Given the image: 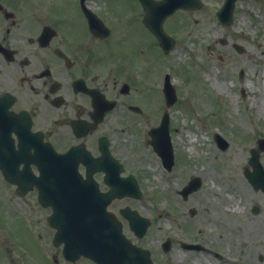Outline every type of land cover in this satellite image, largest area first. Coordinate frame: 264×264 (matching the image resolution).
Here are the masks:
<instances>
[{
    "label": "rangeland",
    "instance_id": "obj_1",
    "mask_svg": "<svg viewBox=\"0 0 264 264\" xmlns=\"http://www.w3.org/2000/svg\"><path fill=\"white\" fill-rule=\"evenodd\" d=\"M217 4L218 0H205L204 9L197 12L202 16L199 23L188 24L193 32L191 38L185 33L178 35L179 44L174 51L168 55L158 51L164 57H158L156 63L157 70L161 71L159 83L161 74L169 70L171 81L181 86L179 102L171 113L175 123L172 142L182 157L181 162L167 176L157 165L156 155L151 154L148 147L146 152L136 143L140 141L136 134L138 124L133 125L134 139L130 143L127 132L121 133L127 165L137 171L145 167L148 172H141L139 180L143 186L147 185L148 202L154 208L155 222L150 237L151 241H157L166 232L172 238L169 254L159 252L158 255V258L165 256L169 264H177L179 258H183L180 264H222L205 250L185 251L181 246L180 239L195 241L200 238L205 245L216 246L226 255L239 257L241 264H264V246L260 249V242L264 244V192L255 191L242 173L249 149L254 145L253 140L251 144L247 142L245 135L264 133V0L238 1L234 22L227 28L219 26L215 20ZM186 14L192 18L196 13ZM179 20L180 25L186 22L183 15H179ZM171 24L172 19H169V28ZM186 27L184 25L182 30ZM216 36L225 37L227 43L220 44ZM257 41H262L263 46L259 47ZM233 42L243 47L240 53L233 48ZM142 63L145 66L144 60ZM163 64H169V69L167 66L161 68ZM237 67L244 69L242 80L237 76ZM156 80L157 76L152 83ZM242 84L245 97L238 92ZM156 93L151 97L153 102L158 101L155 114H159L156 120H147L149 114L144 115L148 123L158 122L164 108L161 94ZM217 129L228 136L229 145L225 149H220L212 140V132ZM194 133L196 139L190 143L188 139ZM260 158L264 165V154ZM192 174L202 175L203 183L183 201L178 191ZM5 186L2 188L7 190ZM160 191L168 192L165 196L169 197H163ZM255 203L261 206L259 212H249L248 208ZM192 205L197 210L210 206L212 211L201 209L199 214L189 216L187 207ZM29 249L40 251L31 232ZM256 250L257 254H263L262 262L255 259Z\"/></svg>",
    "mask_w": 264,
    "mask_h": 264
},
{
    "label": "flooded vegetation",
    "instance_id": "obj_2",
    "mask_svg": "<svg viewBox=\"0 0 264 264\" xmlns=\"http://www.w3.org/2000/svg\"><path fill=\"white\" fill-rule=\"evenodd\" d=\"M76 1L67 2L65 5L75 9L66 10L60 9L63 3L57 0H0V96L11 94L8 111L28 121L31 132H38L55 147L69 141L92 147L103 135L110 139L109 126L116 136L109 121L123 122L118 102L131 117L138 116L130 107L140 102L142 76L156 73L150 60L143 66L141 59L142 40L151 45V38L143 32V27L148 30L143 25L146 10L141 0ZM39 3L42 7L37 9ZM93 17L99 20L93 27L100 23L108 35L95 37L98 32L89 22ZM163 22L169 31V15ZM111 63L116 66L111 68ZM110 99L116 107L103 114ZM20 110L26 112L24 119L17 114ZM99 117L102 122L88 132L80 126L93 128ZM75 124L80 125L75 128ZM16 128L12 125L10 132L14 144L19 139ZM112 151L119 154L117 148ZM110 207H120V201L114 200ZM1 209L8 217L2 216ZM13 209L19 215L31 212L26 200H13L1 188L0 264H46L51 260L58 264L57 253L47 258L50 253L45 252L48 231L40 209L32 208L36 218L15 216ZM30 232L38 252L29 249Z\"/></svg>",
    "mask_w": 264,
    "mask_h": 264
},
{
    "label": "water",
    "instance_id": "obj_3",
    "mask_svg": "<svg viewBox=\"0 0 264 264\" xmlns=\"http://www.w3.org/2000/svg\"><path fill=\"white\" fill-rule=\"evenodd\" d=\"M177 0H169V9L170 10H173L177 5V2H176ZM232 2H233V0H229L228 1V5H227V8L231 5L232 6ZM230 10H231V8H230ZM166 95H169V92H167L166 93ZM167 103H169V100L167 99ZM161 138H162V140L163 141H165L166 142V136H165V132L161 135ZM105 197H106V199H108L109 198V195L108 194H106L105 195ZM60 209H63L62 208V206H60V205H57L56 206V212H57V210H58V212L60 211ZM52 223L54 224V225H56V226H58L59 228H60V231L62 232V233H64V234H67L68 232H69V230H70V226H67L66 224H64V222H63V218H62V215H59L58 217H55V218H53L52 219ZM111 229H113V228H106V229H104V230H102L101 232L103 233V235L104 236H106L104 239H102V242H107L108 244H110L111 243V237H110V230ZM119 233V232H118ZM64 240H65V242H66V244H67V248L69 249H71L70 251L72 252V251H77L78 253L79 252H82V253H85V254H88V255H90V256H92L91 254H89V252L88 251H92L93 253H96L97 254V258L98 259H101V258H103V256L101 255V254H98L97 252H96V250H94V249H92L91 247H84V248H81V247H78V248H76L75 246H76V242L73 240V239H71V236L68 234V235H66V236H63L62 237ZM122 248H126L125 246H123ZM129 250H130V248H128ZM93 257V256H92ZM94 258V257H93ZM97 258H95V259H97ZM97 259V260H98ZM103 262H105L104 260H103ZM136 263H138V261H136ZM125 264H127V263H125Z\"/></svg>",
    "mask_w": 264,
    "mask_h": 264
},
{
    "label": "bare ground",
    "instance_id": "obj_4",
    "mask_svg": "<svg viewBox=\"0 0 264 264\" xmlns=\"http://www.w3.org/2000/svg\"><path fill=\"white\" fill-rule=\"evenodd\" d=\"M257 44H258L259 47L263 46V42L262 41H257ZM188 140H189L190 143H194V141H195L194 135L193 134L190 135ZM223 263H226V260H224Z\"/></svg>",
    "mask_w": 264,
    "mask_h": 264
}]
</instances>
